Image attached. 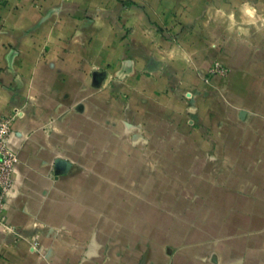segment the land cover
Listing matches in <instances>:
<instances>
[{
    "label": "crops",
    "instance_id": "0c3cea01",
    "mask_svg": "<svg viewBox=\"0 0 264 264\" xmlns=\"http://www.w3.org/2000/svg\"><path fill=\"white\" fill-rule=\"evenodd\" d=\"M4 116L0 264H264V0H0Z\"/></svg>",
    "mask_w": 264,
    "mask_h": 264
},
{
    "label": "built area",
    "instance_id": "2783aa9c",
    "mask_svg": "<svg viewBox=\"0 0 264 264\" xmlns=\"http://www.w3.org/2000/svg\"><path fill=\"white\" fill-rule=\"evenodd\" d=\"M13 117L0 118V223L7 226L5 208L8 196L14 190L13 173L19 154L10 145Z\"/></svg>",
    "mask_w": 264,
    "mask_h": 264
},
{
    "label": "water",
    "instance_id": "95a60500",
    "mask_svg": "<svg viewBox=\"0 0 264 264\" xmlns=\"http://www.w3.org/2000/svg\"><path fill=\"white\" fill-rule=\"evenodd\" d=\"M55 163L56 168L61 172H66L70 167V163L64 159H57Z\"/></svg>",
    "mask_w": 264,
    "mask_h": 264
}]
</instances>
